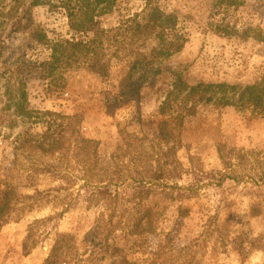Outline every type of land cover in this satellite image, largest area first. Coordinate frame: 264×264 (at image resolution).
<instances>
[{
  "label": "rangeland",
  "instance_id": "1",
  "mask_svg": "<svg viewBox=\"0 0 264 264\" xmlns=\"http://www.w3.org/2000/svg\"><path fill=\"white\" fill-rule=\"evenodd\" d=\"M53 1L54 6L34 8V22L51 40L70 38L61 0ZM158 3L178 15L186 43L180 52L157 62L159 69L143 82L138 103L115 113L106 110L105 101L126 69L117 58H112L108 79L87 68H73L66 73L68 85L62 92L52 87L46 93L40 79L28 85L32 108L79 114L83 134L100 142L98 152L76 147L44 154L28 140L31 133L44 132L43 123L24 124L0 104V195L9 191L12 198L11 211L0 220V264H44L59 232L83 239L100 208L88 207L80 192L93 188L88 180L95 183L102 166L127 175L135 169L149 175L160 166L166 171L146 197L154 233L116 235L119 246L139 264H264V115L252 108L198 104L180 130L176 154L168 153L170 145L157 136L163 118L160 105L174 69L192 83L244 86L264 77V0ZM14 5L13 0H0V37L7 42V52L25 51L29 58L44 60L50 51L31 44L27 28L11 31ZM144 5L142 0H118L114 10L100 18L102 25L117 24ZM156 43L150 39L139 48L149 52ZM123 131L140 138L130 143ZM124 179L118 185L121 191L134 183ZM55 187L58 192L48 194ZM29 231L30 246L25 247Z\"/></svg>",
  "mask_w": 264,
  "mask_h": 264
},
{
  "label": "trees",
  "instance_id": "2",
  "mask_svg": "<svg viewBox=\"0 0 264 264\" xmlns=\"http://www.w3.org/2000/svg\"><path fill=\"white\" fill-rule=\"evenodd\" d=\"M13 1L11 31L20 32L27 28L31 44L44 45L50 53L44 60L29 58L25 51L9 53L7 42L0 37V104L24 124L43 123L44 132L39 136L31 133L28 140L31 147L47 155L73 151L76 147L98 152L100 142L83 134L79 114L32 108L28 88L31 81H44L46 93L52 87L62 92L68 85L66 73L70 69L87 68L101 79H108L113 67L112 58H117L126 69L116 80L115 92L105 101L106 110L115 113L124 105L138 103L143 82L159 69L157 62L180 52L186 43L178 30V15L166 12L158 0H142L145 5L140 12L118 19L117 24L110 27L103 26L100 18L112 12L118 0H61L60 6L66 11L72 36L57 40H51L33 19L35 7L54 6L53 0ZM150 39L157 43L149 52H144L139 45ZM172 73L170 86L160 105L163 118L157 132L159 140L170 145L168 153L174 155L178 152L182 142L180 130L187 116L195 114L198 104L213 103L217 107L235 106L242 110L252 108L264 115V77L242 86L202 80L192 83L181 70L174 69ZM127 138L132 143L140 137L126 133L124 139ZM165 174L162 166L149 175L140 169L127 175L102 166L96 174L98 180L95 183L88 180V186L92 184L93 188L84 190L85 194L80 192L88 207L100 208L94 227L81 240L71 232H59L44 264H103L109 260L113 264H139L138 260L131 258L129 251L119 246L116 235L153 231L156 223L146 197L154 192L153 188ZM126 176L134 183H129L130 187L121 191L118 185ZM58 190L55 187L48 194ZM9 193L5 191L0 195V220L11 211ZM49 219L51 217L45 218L44 222ZM30 233L25 247L30 246Z\"/></svg>",
  "mask_w": 264,
  "mask_h": 264
}]
</instances>
